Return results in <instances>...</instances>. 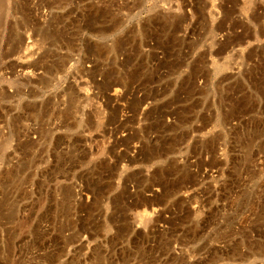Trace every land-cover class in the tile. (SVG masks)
<instances>
[{
    "label": "rangeland",
    "instance_id": "1",
    "mask_svg": "<svg viewBox=\"0 0 264 264\" xmlns=\"http://www.w3.org/2000/svg\"><path fill=\"white\" fill-rule=\"evenodd\" d=\"M0 264H264V0H0Z\"/></svg>",
    "mask_w": 264,
    "mask_h": 264
},
{
    "label": "bare ground",
    "instance_id": "2",
    "mask_svg": "<svg viewBox=\"0 0 264 264\" xmlns=\"http://www.w3.org/2000/svg\"><path fill=\"white\" fill-rule=\"evenodd\" d=\"M27 49H28V47H27ZM27 69H29V68H23V72H24L25 74H27Z\"/></svg>",
    "mask_w": 264,
    "mask_h": 264
}]
</instances>
